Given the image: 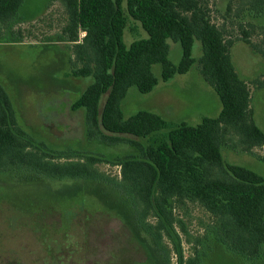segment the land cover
Wrapping results in <instances>:
<instances>
[{
    "label": "trees",
    "instance_id": "obj_1",
    "mask_svg": "<svg viewBox=\"0 0 264 264\" xmlns=\"http://www.w3.org/2000/svg\"><path fill=\"white\" fill-rule=\"evenodd\" d=\"M60 1L68 22L59 41L72 45L70 76L93 78L73 102L72 111H85L89 142L133 149L131 154L107 162L121 169L120 181L111 190L128 197L136 225L158 246L169 237L180 257L178 264H203L199 252L184 261L180 242L175 240L177 226L186 232L175 216L176 205L197 204L214 219L206 227V240L212 237L246 264L263 263L264 177L230 164L223 155L227 145L250 154L260 148L259 158L264 162V131L251 107V87L263 89L264 81L250 84L243 80L232 60L236 42L252 44L251 32L239 25L240 36L230 37L225 23L213 20L209 0ZM238 1L239 11L247 8L253 18L264 19V0ZM24 2L0 0V39L10 38L3 32L18 18ZM230 11L231 4L227 13ZM129 19L146 33L130 45L125 42ZM246 25L255 28L252 23ZM169 41L182 47L177 65L170 60ZM196 41L202 46L199 60L193 56ZM256 51L264 56V51ZM196 63L221 101L217 117H204L196 126L168 122L144 110L125 118L122 102L130 88L150 94L158 86L154 65L162 66V80L169 82L189 73ZM99 162L98 157L78 150H50L34 139L18 124L10 97L0 84V175L95 181ZM150 217L155 224L148 223ZM134 232L138 237L139 231Z\"/></svg>",
    "mask_w": 264,
    "mask_h": 264
},
{
    "label": "rangeland",
    "instance_id": "obj_2",
    "mask_svg": "<svg viewBox=\"0 0 264 264\" xmlns=\"http://www.w3.org/2000/svg\"><path fill=\"white\" fill-rule=\"evenodd\" d=\"M209 3L213 20L225 23L230 37L240 36L239 25L251 32L252 44L236 42L232 60L243 80L250 84L258 79L264 81V56L256 51H264V19L253 18L247 8L239 11L238 0ZM230 4L232 11L227 13ZM67 22L60 0H25L18 18L3 32L10 38L0 39V84L24 130L50 150H78L98 157L101 162L95 166L97 178L49 181L23 173L19 177L0 175V264H178L180 257L173 241L165 236L163 245H156L154 238L136 225L128 197L111 190L120 181L121 169L107 161L129 155L133 149L128 145L89 142L85 111H72L73 102L93 78L70 76L74 66L72 45L59 41ZM145 37L140 25L129 19L125 42L130 45ZM169 43L170 60L177 65L182 47ZM193 56L197 60L202 56L199 41L195 42ZM153 73L159 84L152 93L142 94L136 87L130 88L122 102L125 118L144 110L168 122L196 126L204 117L219 115L221 101L203 79L198 63L186 75H177L169 82L162 80L160 64L153 66ZM251 90L254 119L264 131V88ZM262 153L260 148L252 154L228 145L223 149L227 162L264 177V162L259 158ZM175 216L186 230L177 226L175 237L184 261L199 252L203 264H246L212 237L206 240V227L214 219L202 207L177 204ZM155 222L148 218V223ZM135 229L139 231L136 238Z\"/></svg>",
    "mask_w": 264,
    "mask_h": 264
},
{
    "label": "crops",
    "instance_id": "obj_3",
    "mask_svg": "<svg viewBox=\"0 0 264 264\" xmlns=\"http://www.w3.org/2000/svg\"><path fill=\"white\" fill-rule=\"evenodd\" d=\"M218 111H220V110H218ZM220 113V112H219Z\"/></svg>",
    "mask_w": 264,
    "mask_h": 264
}]
</instances>
